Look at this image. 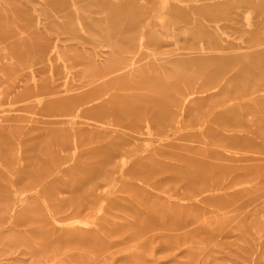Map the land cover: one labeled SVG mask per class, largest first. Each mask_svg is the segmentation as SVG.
Instances as JSON below:
<instances>
[{
  "label": "rangeland",
  "instance_id": "obj_1",
  "mask_svg": "<svg viewBox=\"0 0 264 264\" xmlns=\"http://www.w3.org/2000/svg\"><path fill=\"white\" fill-rule=\"evenodd\" d=\"M0 264H264V0H0Z\"/></svg>",
  "mask_w": 264,
  "mask_h": 264
},
{
  "label": "bare ground",
  "instance_id": "obj_2",
  "mask_svg": "<svg viewBox=\"0 0 264 264\" xmlns=\"http://www.w3.org/2000/svg\"><path fill=\"white\" fill-rule=\"evenodd\" d=\"M72 66H73V64H72ZM128 72H130V69H129V71ZM112 74H115V76L113 77V78H107L109 75H112ZM120 74V71H117V72H110L109 74H104V75H102L98 80H101L102 82H97L96 80V85H101L102 83H104V82H107L106 80L108 79V84H110V83H113V82H115V81H117L118 79H119V77L118 76H120L119 75ZM107 78V79H106ZM103 79V80H102ZM207 220H209V219H207ZM207 220H205L204 222H206ZM195 224H199L198 222H194ZM193 223V224H194ZM193 224H191V226L193 225ZM217 237H219V236H217ZM216 240H217V238H216ZM216 240H213L214 241V243H216ZM212 241V242H213Z\"/></svg>",
  "mask_w": 264,
  "mask_h": 264
}]
</instances>
